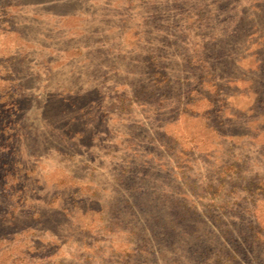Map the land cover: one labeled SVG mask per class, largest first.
Returning a JSON list of instances; mask_svg holds the SVG:
<instances>
[{"label":"rangeland","instance_id":"374dc122","mask_svg":"<svg viewBox=\"0 0 264 264\" xmlns=\"http://www.w3.org/2000/svg\"><path fill=\"white\" fill-rule=\"evenodd\" d=\"M0 264H264V0H0Z\"/></svg>","mask_w":264,"mask_h":264}]
</instances>
